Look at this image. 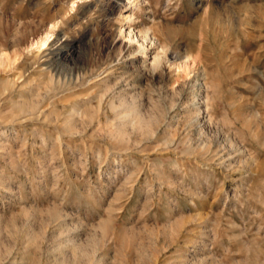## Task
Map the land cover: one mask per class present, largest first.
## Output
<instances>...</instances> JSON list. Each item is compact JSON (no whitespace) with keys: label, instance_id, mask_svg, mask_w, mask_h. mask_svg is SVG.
<instances>
[{"label":"rangeland","instance_id":"rangeland-1","mask_svg":"<svg viewBox=\"0 0 264 264\" xmlns=\"http://www.w3.org/2000/svg\"><path fill=\"white\" fill-rule=\"evenodd\" d=\"M0 264H264V0H0Z\"/></svg>","mask_w":264,"mask_h":264},{"label":"bare ground","instance_id":"bare-ground-1","mask_svg":"<svg viewBox=\"0 0 264 264\" xmlns=\"http://www.w3.org/2000/svg\"><path fill=\"white\" fill-rule=\"evenodd\" d=\"M138 6V5H137ZM129 8V7H128ZM127 8V9H128ZM135 8V7H134ZM129 17V15H127L126 14V16H125V18L127 19ZM129 19V18H128ZM129 38H131L132 39V36H131V34H129ZM44 43H45V41H44ZM142 45H143V48H144V52H146L147 51V46H146V44H145V41H143L142 40V43H141ZM142 47V46H141ZM58 55L60 54V51H57L56 52ZM146 54V53H145ZM145 56V55H144ZM147 56H149V55H147ZM145 58V57H144ZM160 63H162V61H161V58L160 57H155L154 58V60L150 63V64H148L147 66H149L151 69H157V67L160 65Z\"/></svg>","mask_w":264,"mask_h":264}]
</instances>
